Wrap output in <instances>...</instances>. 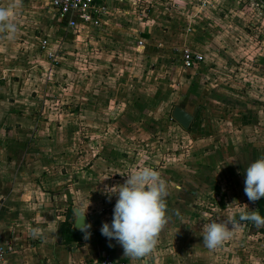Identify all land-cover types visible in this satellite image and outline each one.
Masks as SVG:
<instances>
[{"label":"crops","instance_id":"1","mask_svg":"<svg viewBox=\"0 0 264 264\" xmlns=\"http://www.w3.org/2000/svg\"><path fill=\"white\" fill-rule=\"evenodd\" d=\"M6 3L0 0V4ZM17 12L16 38L8 40L0 35V243L8 248L9 264H96L105 256L130 264H264V227L251 222H241L233 237L216 250L203 243L205 223L230 216L238 220L241 210H259L256 202L248 200L244 188L245 169L264 155V44L245 45L248 30L242 22L230 35L209 28L182 32L183 44L204 57L185 68L190 73L181 85L180 104L194 120L188 129L174 121L191 146L186 158L177 157L174 166L171 162L153 168L167 182L170 219L155 250L132 261L124 257L120 244L101 234L103 224L112 222L117 199L112 196L109 200L104 190L124 183L142 161L135 162L129 155L125 161L129 170L110 179L97 170L103 164L114 166V159L99 157L73 174L66 171L65 164V172L57 171L62 162L56 156L58 150L62 148L61 153L66 154L60 137L66 134L73 138L77 130L70 126L71 121L65 126L60 119L52 121L46 104L52 102L50 91L66 93V82L74 72L71 67L59 66L53 79H43L37 59L39 43L42 38L67 41L78 37L77 31L85 25L69 28L49 0H21ZM145 27L144 34L149 37L151 29ZM234 36L245 44L237 45ZM251 56H256L255 67H251ZM221 73L226 76L221 78ZM76 97H62L67 112L51 116L88 118L89 110L83 103L87 100L82 98L76 109L69 111ZM118 129L112 127L113 132L118 133ZM91 169L94 173L84 174ZM89 203L90 237L85 239L84 233L80 240L66 242L60 226L69 216V207L74 213L68 218L74 226V208L86 210ZM37 226L44 229L40 238L30 234Z\"/></svg>","mask_w":264,"mask_h":264},{"label":"rangeland","instance_id":"2","mask_svg":"<svg viewBox=\"0 0 264 264\" xmlns=\"http://www.w3.org/2000/svg\"><path fill=\"white\" fill-rule=\"evenodd\" d=\"M241 22L248 30V44L234 36L237 45H263L264 4L259 0H119L108 13L78 30L80 36L50 40L59 59L53 69L48 68L49 59L39 47L40 76L47 82L57 75L59 66L71 67L74 72L66 82V93L50 91L52 102L46 104L52 121L60 119L64 126L71 121L70 126L77 130L73 138L63 134L66 138L59 139L66 154L63 156L62 148L58 150L56 156L63 162L58 173L65 172L63 164L73 174L100 157L116 163L98 167L97 173L110 179L129 170L125 166L129 155L135 162L142 161L139 168L156 169L171 162L174 166L177 157L186 158L191 143L187 135L177 131L172 117L175 105L182 100V82L190 73L180 58L182 48L187 47L181 40L182 32L209 28L230 35L239 30ZM146 25L151 29L149 37L144 34ZM140 39H144L143 44H139ZM65 95L77 96L69 111L76 109L80 98L87 100L83 103L89 110L88 118L54 117L67 112L61 102ZM261 107L264 110V100ZM113 126L119 128L118 133L113 132ZM85 172L94 173L92 169Z\"/></svg>","mask_w":264,"mask_h":264},{"label":"clouds","instance_id":"3","mask_svg":"<svg viewBox=\"0 0 264 264\" xmlns=\"http://www.w3.org/2000/svg\"><path fill=\"white\" fill-rule=\"evenodd\" d=\"M20 6L21 0H7L6 4H0V35L8 40L16 38L18 26L15 18ZM126 177L122 184L105 187L104 194L109 200L112 196L117 199L112 222L103 224L101 234L120 244L124 257L137 261L155 250L159 235L169 222L166 199L169 192L167 182L151 167L134 169ZM244 192L253 203L264 197V155L251 162L245 169ZM89 205L90 203L86 210L78 209L76 217V226L85 233V239L91 235L88 231L91 224L83 223ZM244 206L248 208L246 204ZM241 222H251L256 227H264V216H261L259 210H241L238 220L235 216H230L205 223L204 246L209 250L222 247L233 237ZM30 234L34 238H40L44 235V229L33 227Z\"/></svg>","mask_w":264,"mask_h":264},{"label":"built area","instance_id":"4","mask_svg":"<svg viewBox=\"0 0 264 264\" xmlns=\"http://www.w3.org/2000/svg\"><path fill=\"white\" fill-rule=\"evenodd\" d=\"M49 2L54 8L57 16L65 20L67 26L73 29L99 19L102 15L108 13L110 8L116 5L117 0H49ZM143 43L144 39H140L139 44ZM50 45L51 42L49 38H42L40 40L39 47L46 53L47 58L49 59L48 68L53 69V67L59 64L58 50L51 48ZM181 60L182 64L188 68L203 61L204 57L202 53L194 51L189 47H184L181 50ZM8 253V248L0 243V264H9ZM96 264L130 263L110 256H105L99 259Z\"/></svg>","mask_w":264,"mask_h":264},{"label":"trees","instance_id":"5","mask_svg":"<svg viewBox=\"0 0 264 264\" xmlns=\"http://www.w3.org/2000/svg\"><path fill=\"white\" fill-rule=\"evenodd\" d=\"M259 1L264 3V0H259ZM256 203L259 206V211L261 216H264V197L256 201ZM69 209H71L69 212V216H70V214H73L74 212L72 210L73 209L72 207H69ZM69 216H67V218L61 223L60 226L61 234L66 242L71 240H80L84 232L73 226V221L68 218Z\"/></svg>","mask_w":264,"mask_h":264},{"label":"water","instance_id":"6","mask_svg":"<svg viewBox=\"0 0 264 264\" xmlns=\"http://www.w3.org/2000/svg\"><path fill=\"white\" fill-rule=\"evenodd\" d=\"M172 117L186 129L190 128L194 120V115L189 110H187L182 104L175 105L173 112H172ZM78 209L80 210V208L78 207L74 208L76 217H77ZM83 223L85 224L88 223L87 215L83 218ZM76 224H77V221L75 218L74 226L80 229L79 227L76 226Z\"/></svg>","mask_w":264,"mask_h":264}]
</instances>
